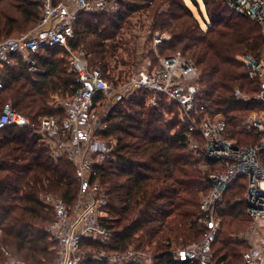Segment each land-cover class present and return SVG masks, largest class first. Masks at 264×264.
Segmentation results:
<instances>
[{"label": "trees", "instance_id": "obj_1", "mask_svg": "<svg viewBox=\"0 0 264 264\" xmlns=\"http://www.w3.org/2000/svg\"><path fill=\"white\" fill-rule=\"evenodd\" d=\"M191 1L205 27L186 0H121V9L115 14H81L71 49L84 50L89 63L105 72L114 58L128 64L125 56L134 52L127 46V31L133 28L130 16L136 11L148 12L152 33L170 36L158 46L159 53L168 56L179 51L198 67V106H205L212 116H224L229 138L239 144H256L258 134L246 130L243 119L264 106L255 99L259 81L249 78L242 59H260L261 28L231 11L225 0ZM41 9L38 0H0V41L34 29ZM68 55L62 47H50L35 55L40 71L29 70L24 60L15 62V56L12 64L2 67L0 112L5 93L30 88L38 98L17 108L33 127H23L19 136L0 143V171L7 174L6 180H0V264L5 262V251L28 264L53 262L57 248L42 224V218L49 217L51 211L39 196L56 194L68 206L77 198L79 182L74 163L65 157L54 160L37 132L40 117L64 113L63 105L53 96L71 97L79 88ZM237 89L250 99L236 97ZM149 95L136 92L107 111L106 137L115 138L117 143L115 160H107L95 177L108 190L104 221L114 234L115 250L124 252L134 246L154 254L153 264H187L177 261L170 250L204 237L207 230L200 221L199 195L209 190V174L221 165L189 150L187 128L176 107L165 99L159 107L151 106L147 103ZM166 114L173 116L167 118ZM246 188V179H239L218 205L220 227L212 244L217 264L242 263L246 242L235 238V233L246 221L252 225Z\"/></svg>", "mask_w": 264, "mask_h": 264}, {"label": "built area", "instance_id": "obj_2", "mask_svg": "<svg viewBox=\"0 0 264 264\" xmlns=\"http://www.w3.org/2000/svg\"><path fill=\"white\" fill-rule=\"evenodd\" d=\"M38 1L42 2L38 25L28 32L0 41V96L4 90L2 67L12 64V56L16 57L15 62L26 61L29 70L36 72L40 68L35 55L40 51L62 47L69 53L70 70L77 74L79 88L65 101L63 114L40 117L37 126L39 140L49 148L53 159L57 161L65 157L74 163L75 177L79 182L77 198L71 206L53 193H41L39 196L52 214L46 230L57 248L56 264H84L89 261L153 264L154 254L148 251L137 250L134 246L124 252L113 248L114 234L104 221L108 190L105 184L95 179L99 168L107 160H115L113 154L117 143L115 138L106 137L107 111L99 106L110 99L114 105L136 92L150 93L147 103L151 106L159 107L164 99L173 104L181 122L186 125L189 150L221 165L220 169L209 174V190L200 194L203 212L200 221L207 230L204 237L185 246L174 245L170 250L174 258L187 264H217L212 244L220 227L218 205L227 190L239 179L245 178L251 232L256 235L261 232V237L243 251L241 264H264V109L251 112L244 121L249 132L258 134V142L239 144L228 137V125L222 114L212 116L206 112L205 106H198L197 96L201 87L195 63L179 51L168 56L159 53L158 46L169 39V35L151 32L147 53L144 55L142 50L137 54L143 62L129 60L122 74L120 66L125 65L115 58L111 61V68L105 72L89 63L84 50L71 49L70 42L81 14H115L121 9V0ZM225 1L231 11L256 22L261 28L260 59L248 56L242 60L249 78L259 81L255 99L264 106V0ZM141 17H144L143 11H136L130 16L134 27L141 25L138 23ZM132 37L127 40L128 47L136 39L144 46V41L143 44L141 42L144 40L142 30ZM98 95L101 97L96 100ZM234 95L249 100L239 89ZM26 126L33 127L30 120L18 111L13 100L7 99L0 112V136L11 128ZM6 264L28 263L11 258Z\"/></svg>", "mask_w": 264, "mask_h": 264}, {"label": "rangeland", "instance_id": "obj_3", "mask_svg": "<svg viewBox=\"0 0 264 264\" xmlns=\"http://www.w3.org/2000/svg\"><path fill=\"white\" fill-rule=\"evenodd\" d=\"M186 2L191 7L193 12L198 16V18H199V20L201 22V25L203 27H205L204 22L202 21V19L199 16L198 8L194 4H192L191 0H186ZM201 8H203L202 5H201ZM145 13H144V17H141V18L138 19V23H141V25H138L136 27L133 26V28L132 27L128 28V31H127L130 34V36H128L127 40H130V37L132 39L133 38L132 36L136 35L137 31L142 30V32H144V46H141V43L138 44L137 39L134 42H130L131 49H134V52H133V54H130L129 57H128V55H126V57H127L126 59L127 60H130V61L137 60L138 62H140V60H141L143 62V58H140L141 56L140 55L138 56L137 54L139 52H141L142 50H144V55H145L147 53L148 48L150 47L149 46L150 41H151L150 33L152 32V30L150 29V27H151V19H150L149 15H148V12H145ZM161 34H167V33H161ZM167 35H169V34H167ZM133 44H135V45H133ZM125 52H127V51H125ZM134 53H135V55H134ZM131 55H134V56L132 57ZM122 65H125V66H120V68H121L120 70H122V71H120L121 74L123 72L125 73V70H126L128 64H122ZM5 97H6L5 101L7 99H12L13 102L16 104L17 108L20 105L31 103V102L35 101L38 98L36 93H34V91L31 90L30 88L22 89L20 91H17L16 93H13L12 95H6V93H5ZM68 97L69 96L67 94L65 96H61V95H59V96L58 95H54L53 96L54 101L57 104H61V105H64L65 101L68 100ZM247 97L250 99V97L248 95H247ZM111 106H113V105H112V100L110 99L108 101L107 100L103 101L101 103V106H99V108L103 109V110L105 109V111H108V110H110ZM254 111L260 112L262 110L260 109V110H254ZM251 112H253V111H251ZM249 114L245 117V119L249 116ZM166 116H167V118H171L173 116V114H166ZM245 119H243V126H244ZM244 128H245V126H244ZM20 132L21 131L19 129H17V128H11L9 130H6L0 136V143L4 142L7 138H14L16 136H19ZM201 166H202L203 170H207V168H208V166H206L204 164H202ZM199 197H201V195H199ZM217 217H218L219 220L221 219L220 215L218 214V211H217ZM51 219H52V214H49V217H47V218H42V222H43L42 224H43L44 228L47 227V225H48V223H49V221ZM225 220H230V217H225ZM261 229H262V227H261ZM260 237H261V232H259L258 235L254 234V232H251V225H250V223L248 221L245 222V226L243 224V227H242L241 231L235 233V238L242 239V240H244L246 242V247L243 249V251H245L249 246L253 245V243H255L256 241H259ZM4 256H5L4 264H6L7 261L9 259H11V258L24 261L22 258L16 257L14 254H12L9 251H5ZM24 262H26V261H24ZM56 262H57V256L54 258L53 262H49L47 264H56Z\"/></svg>", "mask_w": 264, "mask_h": 264}, {"label": "crops", "instance_id": "obj_4", "mask_svg": "<svg viewBox=\"0 0 264 264\" xmlns=\"http://www.w3.org/2000/svg\"><path fill=\"white\" fill-rule=\"evenodd\" d=\"M143 41L144 40L141 41L142 44H143ZM6 179H7V174L5 172L0 171V180H6Z\"/></svg>", "mask_w": 264, "mask_h": 264}]
</instances>
